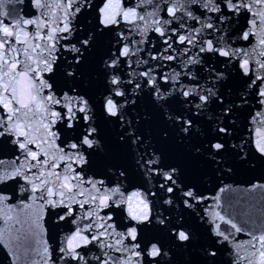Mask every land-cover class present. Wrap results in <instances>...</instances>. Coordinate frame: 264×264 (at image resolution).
Here are the masks:
<instances>
[{
  "label": "snow or ice",
  "instance_id": "1",
  "mask_svg": "<svg viewBox=\"0 0 264 264\" xmlns=\"http://www.w3.org/2000/svg\"><path fill=\"white\" fill-rule=\"evenodd\" d=\"M221 248L264 264V0H0V264Z\"/></svg>",
  "mask_w": 264,
  "mask_h": 264
},
{
  "label": "water",
  "instance_id": "2",
  "mask_svg": "<svg viewBox=\"0 0 264 264\" xmlns=\"http://www.w3.org/2000/svg\"><path fill=\"white\" fill-rule=\"evenodd\" d=\"M0 258H2V254H0ZM218 264H227V256L222 248L220 249V256L218 257Z\"/></svg>",
  "mask_w": 264,
  "mask_h": 264
}]
</instances>
